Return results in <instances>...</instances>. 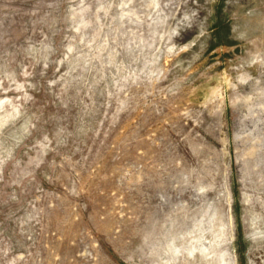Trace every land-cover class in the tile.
<instances>
[{"label":"rangeland","instance_id":"rangeland-1","mask_svg":"<svg viewBox=\"0 0 264 264\" xmlns=\"http://www.w3.org/2000/svg\"><path fill=\"white\" fill-rule=\"evenodd\" d=\"M0 264H264V0H0Z\"/></svg>","mask_w":264,"mask_h":264}]
</instances>
